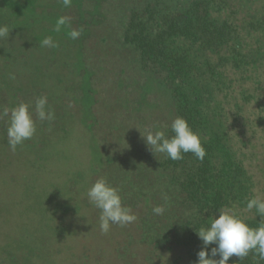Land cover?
Listing matches in <instances>:
<instances>
[{
  "label": "rangeland",
  "instance_id": "374dc122",
  "mask_svg": "<svg viewBox=\"0 0 264 264\" xmlns=\"http://www.w3.org/2000/svg\"><path fill=\"white\" fill-rule=\"evenodd\" d=\"M148 1L72 0L66 8L61 0H0V25L10 29L0 38V111L27 103L36 119L35 101L47 96L54 112L51 121L36 119V134L15 151L7 118L0 119V264L194 263L180 230L152 211L169 193L156 180L160 153L141 134L166 131L177 114L169 89L143 71L140 54L123 39ZM218 1L225 10L217 14L238 27L246 63L219 67L225 87L215 99L252 196L264 198V0ZM60 16L83 29L79 39L68 37V26L55 31ZM46 36L59 46L41 47ZM100 178L119 194L131 191L121 193L122 204L137 216L107 234L86 194Z\"/></svg>",
  "mask_w": 264,
  "mask_h": 264
},
{
  "label": "trees",
  "instance_id": "16d2710c",
  "mask_svg": "<svg viewBox=\"0 0 264 264\" xmlns=\"http://www.w3.org/2000/svg\"><path fill=\"white\" fill-rule=\"evenodd\" d=\"M222 10L224 3L218 0H178L172 5L150 0L143 12L132 14L123 35L125 43L140 54L143 71L169 89L177 117L188 121L206 150L203 160L191 152L181 160H171L164 153L153 157L156 180L160 184L164 180L163 191L169 193H154L165 196L153 199L154 204L167 209L163 220L172 231L180 230V243L194 255L195 264L203 246L195 230L208 225L210 217H218V210L231 211L252 227L260 223L256 212L253 217L242 215L253 197L252 180L230 147L223 108L215 99V93L225 87L219 67L246 63L238 27L217 14ZM118 129L115 126L112 132ZM166 133L172 135L171 127ZM125 191L131 193L128 188L121 193ZM228 264H264V260L250 252L243 259L231 257Z\"/></svg>",
  "mask_w": 264,
  "mask_h": 264
},
{
  "label": "clouds",
  "instance_id": "9594fccd",
  "mask_svg": "<svg viewBox=\"0 0 264 264\" xmlns=\"http://www.w3.org/2000/svg\"><path fill=\"white\" fill-rule=\"evenodd\" d=\"M61 2L66 8L72 5V0ZM70 25L69 16H60L56 20L55 31L59 32L61 28L68 26V37L72 40L79 39L83 29H73ZM9 33L7 25H0V38L8 37ZM40 45L48 48L59 46L52 36H46L40 41ZM34 112L36 119L40 121L54 119V112L48 106L47 96L36 99ZM3 118H7V143L12 151L36 134V119L33 118V111L27 103H19L11 108L4 107L0 111V119ZM170 127L171 136L158 128L141 134L150 151L164 153L171 160H181L184 154L189 152L197 159H204L206 150L202 146L200 135L193 131L185 118L179 116L174 118ZM86 194L90 203L100 209L99 227L102 233L107 234L113 224L124 227L136 221L137 216L129 207L122 204L119 191L110 186L105 179H97L87 189ZM246 209L248 211L255 209L260 218L257 227L250 226L231 211L218 210V217H210L208 225L202 226L198 231L195 230L203 245L197 253L196 264H228L231 257L243 259L250 252L264 260V198L253 196L248 199ZM152 211L156 215H162L165 208L156 206Z\"/></svg>",
  "mask_w": 264,
  "mask_h": 264
}]
</instances>
